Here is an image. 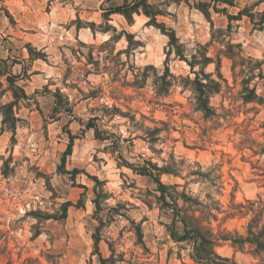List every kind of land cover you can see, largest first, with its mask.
Returning a JSON list of instances; mask_svg holds the SVG:
<instances>
[{
  "label": "rangeland",
  "instance_id": "1",
  "mask_svg": "<svg viewBox=\"0 0 264 264\" xmlns=\"http://www.w3.org/2000/svg\"><path fill=\"white\" fill-rule=\"evenodd\" d=\"M79 1L75 17L53 27L45 51L11 29L18 21L0 3V105L14 101L18 119L12 140L0 108V264H27L28 257L97 264L96 229L99 251L114 253L116 264H197L192 242L171 238L170 229L182 234L181 224L172 226V210L155 183L125 162L168 167L172 172H160V180L191 196L179 204L218 238L247 236L252 216L264 224V211L255 215L264 200V23L258 21L264 0L233 2L253 13L251 28L262 31L255 35L248 34L247 17L245 29L235 20L219 28L196 9L199 1L229 9L221 0H146L161 13L157 22L175 27L184 57L198 61L205 47L212 57L203 73L220 86L209 96L207 115L196 106L192 84L200 64L191 68L177 56L142 12L132 13L131 22L120 13L104 18L109 8L135 0ZM71 24L94 37L66 33L63 26ZM6 75L26 98H13ZM88 121L103 139L84 127ZM68 132L71 154L61 165ZM74 168L81 171L67 172ZM65 202L71 205L64 210ZM214 249L236 264H264V250L252 242L219 238Z\"/></svg>",
  "mask_w": 264,
  "mask_h": 264
},
{
  "label": "trees",
  "instance_id": "2",
  "mask_svg": "<svg viewBox=\"0 0 264 264\" xmlns=\"http://www.w3.org/2000/svg\"><path fill=\"white\" fill-rule=\"evenodd\" d=\"M217 1V0H213ZM224 4L227 5H234V0H221ZM212 7L214 12H219L224 14L228 19V25L227 28L230 27V21L241 19L243 15L247 16L249 18V21L251 23L254 22L253 13L248 10V8L244 7L237 11L235 15L229 14L226 12L225 7L222 9H218L217 5H210L206 2L199 1L196 4V9H198L204 17L207 19V21L210 23V25H213V22L210 18L209 8ZM140 13L142 12L144 15L149 17L150 19L147 21L148 24H152L155 27L159 28L160 31L165 34L168 37V45L172 49V47L175 50V53L177 56H179L181 59H184L191 68L194 67V65L200 64L201 68L200 71H194L195 77L192 79L193 84V91L195 92V99H196V106L198 109H200L205 115L211 113V107L209 105V96L211 93L217 92L219 90L220 83L211 77L210 73H203L204 67L212 61V57L208 56L207 48L205 47L204 50L198 52L199 59L198 61L196 59L195 55H191L192 61L188 60L186 57H184L182 45L179 44V38L177 37L175 31L171 27H166L164 23L157 22L156 16L161 14L159 11H152L150 9V5L146 2V0H135L132 3L125 4V5H119L109 8L108 12L104 13V18H107L112 13H120L122 14L128 22L132 21V13ZM258 21L260 24L264 23V11H262L259 14ZM254 24V23H253ZM199 47H201L199 45ZM231 45H229V48ZM230 51V50H229ZM257 68L260 70V64L257 63ZM217 70H219L217 68ZM199 73L202 74L204 77H199ZM205 78V79H204ZM6 80L9 84V88L11 90L12 96L14 99L19 98H26V94L23 91V89L19 86L13 85L11 82V76L6 75ZM204 80V81H203ZM253 93V92H252ZM56 97V103L58 104V100L60 99V92H55ZM246 101L252 100L254 98H248L246 99L243 97ZM15 105L14 101L7 102L3 105H0L1 113H2V123L5 125L7 122L9 123L8 127L11 130L12 137L11 139L14 140L15 135V126L17 122V117L14 115L13 107ZM84 127L86 129H93V134L95 138L103 139L100 135V130L98 129L97 125L94 122L88 121L84 123ZM69 135V143L67 145L66 150L63 152L61 156V165L64 164L66 156L71 154V146H72V139L74 136L68 132ZM151 164V168H149L146 165H136L133 166L131 163L125 162V165L134 170L135 172L149 176L152 181L156 185V190L159 192V198L165 204V207L167 209L172 210V226L176 224V222H179L181 224V231L182 234L176 237L174 232L170 229V236L175 241H183V240H189L192 242L193 245V255L192 258L195 260L197 264H236L234 261H232L228 257H222L219 254L216 253L214 247L216 245V242L219 238L221 239H228L231 240V242L235 245H241L245 243L246 241L252 242L255 244L256 248L258 250H264V224H259L254 222V216L251 217L248 224V230H247V236H237L235 238L232 237H216L213 235L212 230L210 227L205 226L201 223L203 220L202 218H199L194 213L189 212L187 208H184L179 204V200H182L183 203H187L188 200H193L191 196L186 195L185 191H177L172 188L171 185L164 184L159 177L160 172H167L171 173L170 169L168 167H157L156 165ZM81 169H72L69 172L70 174H76L80 172ZM177 186V185H175ZM171 190V191H169ZM188 199V200H187ZM97 208H99L98 201H94ZM69 205H71L70 202H65L63 204V209L65 210ZM264 211V200L262 201V209H260L257 213L255 212V215L257 214L262 215ZM49 218V217H46ZM207 220V219H206ZM100 237L98 233V229L95 230V235L93 236V246H94V253L97 256V264H116V262L120 259H116L114 256V253H111L110 256L105 257L101 254L98 248ZM27 264H40V260L37 257H28L26 259ZM51 264H59L55 261H50ZM91 264V263H90Z\"/></svg>",
  "mask_w": 264,
  "mask_h": 264
},
{
  "label": "crops",
  "instance_id": "3",
  "mask_svg": "<svg viewBox=\"0 0 264 264\" xmlns=\"http://www.w3.org/2000/svg\"><path fill=\"white\" fill-rule=\"evenodd\" d=\"M80 2L81 1L79 0H0V3L5 6V9L9 11L10 15L18 21V25L12 27L11 29L15 32H19L22 35H25L27 42L31 43L30 46L35 47L36 50L42 51H45L49 48L48 45L51 43L49 35L50 33H52L53 27H62V25L67 22V20L75 17V6ZM47 4L48 10L46 9ZM227 6H229V9H227L226 12L232 15H235L241 8L235 5ZM232 8H235V10L232 11ZM210 17L214 27H227L228 19L224 14L213 11ZM245 17L247 16L243 15L241 19L235 20L236 22H238V24L240 22L243 23V25L237 26L238 29L246 28V24L244 23ZM247 19V23L250 24V29L248 32L249 35H255L259 32H262L260 29L251 28L252 23L249 21L248 17ZM25 21H34L36 25L32 28L27 27L25 26ZM63 27L66 33H70L72 31L77 34V37L80 38V40H88L89 38H93L95 35V33H93L89 28H86L84 26L75 28L71 24L70 26L67 25V27ZM172 28L176 33L175 27L173 26ZM261 29L264 32V25ZM187 34H189V36L192 38H194L193 36H196V34L193 32ZM60 35L62 38L63 33H61ZM34 61L35 60H33V62ZM25 62H27V59H25L24 55L21 63Z\"/></svg>",
  "mask_w": 264,
  "mask_h": 264
}]
</instances>
